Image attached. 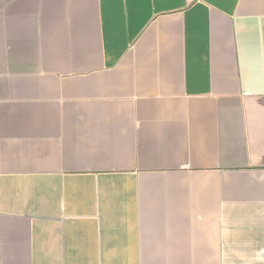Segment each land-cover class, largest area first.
Masks as SVG:
<instances>
[{
	"label": "crops",
	"instance_id": "obj_1",
	"mask_svg": "<svg viewBox=\"0 0 264 264\" xmlns=\"http://www.w3.org/2000/svg\"><path fill=\"white\" fill-rule=\"evenodd\" d=\"M0 264H264V0H0Z\"/></svg>",
	"mask_w": 264,
	"mask_h": 264
}]
</instances>
